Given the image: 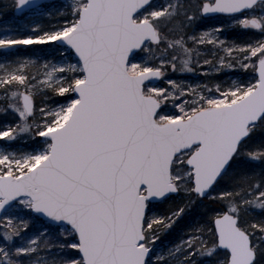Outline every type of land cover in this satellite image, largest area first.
<instances>
[{
	"label": "snow or ice",
	"instance_id": "6c2138e0",
	"mask_svg": "<svg viewBox=\"0 0 264 264\" xmlns=\"http://www.w3.org/2000/svg\"><path fill=\"white\" fill-rule=\"evenodd\" d=\"M12 7L0 264H264V0Z\"/></svg>",
	"mask_w": 264,
	"mask_h": 264
},
{
	"label": "rangeland",
	"instance_id": "374dc122",
	"mask_svg": "<svg viewBox=\"0 0 264 264\" xmlns=\"http://www.w3.org/2000/svg\"><path fill=\"white\" fill-rule=\"evenodd\" d=\"M14 2L15 0H0V26L5 23L14 24L19 19V17L15 16V13L13 11L12 5L14 4ZM58 2L59 1H55L53 3Z\"/></svg>",
	"mask_w": 264,
	"mask_h": 264
},
{
	"label": "trees",
	"instance_id": "16d2710c",
	"mask_svg": "<svg viewBox=\"0 0 264 264\" xmlns=\"http://www.w3.org/2000/svg\"><path fill=\"white\" fill-rule=\"evenodd\" d=\"M233 35H236L239 39H243L245 35H247L246 33L243 32H234Z\"/></svg>",
	"mask_w": 264,
	"mask_h": 264
},
{
	"label": "water",
	"instance_id": "95a60500",
	"mask_svg": "<svg viewBox=\"0 0 264 264\" xmlns=\"http://www.w3.org/2000/svg\"><path fill=\"white\" fill-rule=\"evenodd\" d=\"M52 2H55V0H52Z\"/></svg>",
	"mask_w": 264,
	"mask_h": 264
}]
</instances>
